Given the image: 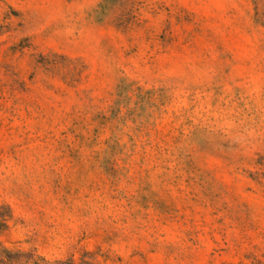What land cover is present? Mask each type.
Wrapping results in <instances>:
<instances>
[{
  "label": "rangeland",
  "instance_id": "374dc122",
  "mask_svg": "<svg viewBox=\"0 0 264 264\" xmlns=\"http://www.w3.org/2000/svg\"><path fill=\"white\" fill-rule=\"evenodd\" d=\"M2 247L264 264V0H0Z\"/></svg>",
  "mask_w": 264,
  "mask_h": 264
},
{
  "label": "trees",
  "instance_id": "16d2710c",
  "mask_svg": "<svg viewBox=\"0 0 264 264\" xmlns=\"http://www.w3.org/2000/svg\"><path fill=\"white\" fill-rule=\"evenodd\" d=\"M0 264H51L44 257L30 252L12 251L6 247L0 250Z\"/></svg>",
  "mask_w": 264,
  "mask_h": 264
}]
</instances>
